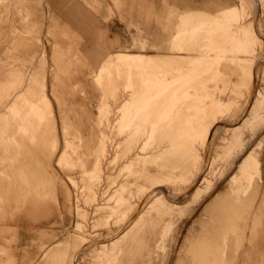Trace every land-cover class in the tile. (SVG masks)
I'll return each mask as SVG.
<instances>
[{
  "label": "rangeland",
  "instance_id": "obj_1",
  "mask_svg": "<svg viewBox=\"0 0 264 264\" xmlns=\"http://www.w3.org/2000/svg\"><path fill=\"white\" fill-rule=\"evenodd\" d=\"M139 1L128 3L139 10V14L130 15L113 0H101L112 9L105 19L95 14L85 0H38L36 14L40 24L35 31L13 34V28L23 29L21 17L15 12L7 14L10 20L3 23L1 78H6L7 70H13L23 81L31 75H43L56 129L51 130L50 124L41 127L49 118L40 113L34 116L37 105L28 104L33 117L27 115L24 119L27 124L40 125V141L37 142V133L32 145L24 146L21 141L19 146L0 143V152L7 149L16 153L11 168H23L26 173L30 170L29 179H36L46 169L61 180L60 187L65 191L60 192L70 202L71 210L62 209L43 219L16 212V199L24 192L22 176L9 170L8 161H0V245L16 247L17 240L26 238L30 249L35 247L37 251L25 252V257H35L31 264H56L54 259L42 257V253L70 235L81 246L86 240L101 243V239L115 234L123 225L116 217L126 207L117 201L133 198L131 201L136 202L145 189L158 185L163 187L162 195L169 202L178 199L177 206H171L162 196L153 198L122 239L110 249L91 246L86 253L83 249L77 264H247L253 248L259 247L256 238L261 230L264 248V67L258 72V95L251 99L241 122H236L246 100L251 68L256 64L264 66V46L256 44L253 36V23L259 19L264 32V0H256L257 5H251L250 0H231L226 9L233 8L227 12L178 13L169 25V43L160 49L149 48L153 34L145 28L163 25L161 0ZM3 9L0 5V17L5 16ZM183 19L189 24L177 33ZM52 20L68 27L74 44L58 29L51 28ZM135 40L143 41L145 50L135 45ZM59 47L68 56L80 57L72 61L75 70L69 80L76 86L67 97L77 110L85 109L90 115V142L85 147L74 137L76 132L64 126L62 117L61 129L58 105L50 93L54 76L63 83L68 81L66 75L56 74L53 53ZM122 51L163 57L154 58L158 65L154 69L132 72L130 92L124 90L128 79L124 69L119 74L113 70L114 87L104 83L96 88L93 77L98 68L91 76L90 68L102 63L106 54ZM42 86L44 91L45 85ZM102 95L111 97V115L108 122L97 126ZM129 95L135 106H143L149 100V110L120 135L111 124L117 108ZM10 99H0V112L4 110L1 103L7 104ZM45 103L48 104L44 96L37 102L42 107ZM135 116L132 109L127 118H120V124ZM225 125L236 129L224 132ZM214 127L211 166L197 189L182 199L198 169L204 136ZM101 131L108 137L107 154L97 175L90 178L84 171H90L95 164ZM6 133L12 134L13 129L9 127ZM54 134L58 143H54ZM52 138L54 144L50 146ZM145 141L148 144L141 150ZM65 146L71 147L66 159L71 167L62 171L57 160ZM49 152L51 161L47 166ZM46 203H52L49 193ZM43 231L54 238L38 251V235ZM21 261L15 257L14 264Z\"/></svg>",
  "mask_w": 264,
  "mask_h": 264
},
{
  "label": "crops",
  "instance_id": "obj_2",
  "mask_svg": "<svg viewBox=\"0 0 264 264\" xmlns=\"http://www.w3.org/2000/svg\"><path fill=\"white\" fill-rule=\"evenodd\" d=\"M113 2L117 7L123 8L121 9V11L123 10L125 13H128L130 15L139 14V10H136L133 5H130V7L127 6L128 3L138 4L140 2L139 0H113ZM85 3L91 10H93V12H95V14L103 15V18L105 19H107L110 13H112V9L104 6L101 0H85ZM230 3L231 0H161V13L164 20L163 25H157L155 28H151L150 26L145 28L153 34V41L149 42V48L160 49L164 45H167L169 43V25L176 14L197 11L215 13L219 10L228 8L230 6ZM37 4L38 0H0V5L4 7L3 12L5 13V16L0 17V35L2 34L1 31L3 23L9 22L10 20L7 14H10L11 12L19 14L23 24V29L21 31L17 28H13V34H15V32H18L20 34H28L32 31H35L40 24V20L36 14ZM232 8L233 7L223 11L227 12ZM104 12L105 14H103ZM51 23L52 29H58L63 37L69 40L71 44H74V40H72V34L67 26H60V24L55 20H52ZM160 31L161 35L159 34ZM134 42L135 45L140 46L141 50H145V43L143 41L135 40ZM172 42L169 45H172ZM16 43L17 42H15V44ZM117 53L144 54L141 52L122 51L108 53L106 55H114ZM67 56L68 55L62 52V49L60 47L57 48L53 53V59L56 63L55 67L56 70H58L56 71V74L58 75L61 73L66 75L68 81L67 83H63L61 80H59V77L54 76V82L51 85L50 93L56 100L58 105L61 129L63 130V125L61 124L62 117V120H64L65 122L64 126L67 129H72L74 132H76L77 136L80 138L82 147H84L86 145H89L90 142V115L85 112V109L77 110L74 107L75 103L70 102L67 97V95H71L73 93V89L76 86L75 82H71L69 80L74 75L73 70H75V64L72 61L74 59H80V57L75 54H71L68 57ZM8 59H14V57ZM64 60H66L67 62L65 63ZM101 64L102 63L99 62L96 67L92 68L87 66V68H90L89 75L91 76L92 72H94L95 69H99ZM6 73L7 76L5 79H3L1 78L2 71H0V99L5 98V100H9V97L11 95L13 96L7 104L5 102V105L4 103H1L4 107V110L0 112V143L19 146V141H21L24 143V146L32 145L31 140L36 137L37 133L39 135L37 136V142L40 141L41 134L39 133H41V127H47L49 124L51 126V130H54L55 132L56 122L52 117L51 102L47 95L44 76L42 75L41 78H37L36 76L31 75L26 81H23L18 75L13 72V70H7ZM33 80L35 81L34 83ZM41 85H45V89L43 92L40 91ZM43 96L44 101L48 103H45L44 107L37 104L39 100H43ZM28 104L37 105L34 116L38 115L36 113H40L45 118H49V121L47 120L48 123H46L44 126H41L40 129V125L33 126L27 124L24 119V117H26L27 115H29V117L31 118L33 117V114L30 113V110L28 109ZM15 116H19L21 117V119L18 120L15 118ZM9 127L13 129L12 134L6 133V130ZM62 130H60V133H62L63 135ZM24 132H27L28 134L26 135L24 134ZM53 138L54 140H57V142L54 143H58L57 134H54ZM53 138L51 140L50 146L51 144H54ZM62 140H64L63 137ZM62 143H64V141ZM26 158L28 164L30 162V157L27 156ZM46 158L47 160L45 165L49 166L51 161L50 152L48 153V157ZM15 159L16 153L12 154L7 149L0 152V161H8L9 170H12V172L17 171L22 176V191L24 192L22 193L20 199H16V203L19 205L16 207V212H19V214L22 213L24 216L43 219L52 215L54 212H60L62 209H65L69 212L71 211L70 209H68V207H70V202L68 203L67 199L64 196V193L60 192L65 191L64 188L60 187V185H63L60 182L61 180L53 177L51 172L46 169L42 170V172H40V176H38L36 179H29L27 175L30 170H27L26 173L22 170L23 168H11L14 164ZM0 173H2L1 169ZM9 186V188L12 189L13 185L11 184ZM48 193L51 195V205H48L46 203V196ZM60 198L62 202L60 201ZM2 203L3 198L0 197V207ZM262 233L263 230H261L260 235L256 238V240H258L257 245L259 244V247H256V249L253 248L249 255L247 264H264V248L261 247L262 240H260ZM53 238V234H49L44 231L40 232L38 235V240H40L41 242H39L40 244L37 243V245H39L38 251L42 249L44 250V248H46V243L52 242ZM17 241L18 243L16 247L0 245V264H14L15 257H17L18 261L22 260L20 264H31V262L36 261L35 257L33 256H24L27 249L28 253L37 252L35 247L30 249V247L32 246L30 245L31 243H27V241L29 240L23 238ZM84 250L86 253L87 249ZM79 252H81V244H79L78 240H73L72 236L70 235L66 239L58 241L47 247L43 251L42 257L52 258L56 261V264H77V262L79 261ZM85 253L82 254V257H80L82 261H84L83 256L85 255Z\"/></svg>",
  "mask_w": 264,
  "mask_h": 264
},
{
  "label": "bare ground",
  "instance_id": "obj_3",
  "mask_svg": "<svg viewBox=\"0 0 264 264\" xmlns=\"http://www.w3.org/2000/svg\"><path fill=\"white\" fill-rule=\"evenodd\" d=\"M250 4L251 5H257V2H256V0H250ZM259 20L256 21V22L253 21L254 22L253 23V27H254L253 36L255 38V43L256 44L264 46V32H263V29H262V26H261V22ZM188 24L189 23L187 22L186 19L181 20L179 22V26H177V28L179 27L177 33H180L181 29H183ZM160 57H163V56H150V55H144V54H129V53H117V54H114V55H105V57L103 58V62L101 64V66L99 67V69L97 70V73L95 74V77L93 79L94 84H95L96 88H98V89L101 88L104 83L107 84V85H111L113 83V80H114L113 79L114 78L113 70H115L116 73H118L121 69H124V70H126V72H128V79L126 80V84L124 85V90H127V92H130L131 88H132V84H131L132 72L133 71L140 72V71H143L144 69H154V68L158 67L157 63L154 61V58H160ZM261 64H264V61H262ZM256 65H254L251 68V73L249 75V82L246 85L247 86V89H246L247 92H246V97H245L246 100H245L244 105L242 106L243 108H242V110H241V112L239 114V117L236 119V122L237 121L241 122L243 115L248 110V107L250 105L251 99L255 98L258 95V87L256 86V84L258 82V79H259L258 72L264 66L262 65V66H257L256 67ZM112 86L114 87L115 85L112 84ZM43 87L44 86L41 85V87H40V91L41 92H43ZM113 89L114 88H112L110 90H113ZM112 92L113 91H111V94H112ZM111 94H108V95H111ZM113 97H114V95H113ZM109 100H111V97L107 98L106 95L105 96L102 95V97L100 98V106L98 108V115H97V121H96L97 122V124H96L97 126L102 125L104 123V121H105V123L109 121V117L111 115V106H110V101ZM132 109H135L136 116L134 118H132L131 121L128 122V123L123 124V125L120 124V122H121L120 118H122V120L127 118L129 116V112H131ZM148 110H149V100L146 101L143 106H135L134 103L132 102L131 98H130V95H129V98L123 100L121 105L117 108V111H116L117 116H116V119H114V121L111 124V126L114 127V128L117 127L118 128V133L120 135H122L129 127H131L133 125V122L135 121V119L140 118L143 113L148 114ZM233 123L235 124V121H233ZM236 126H238V124ZM214 129H216V128L214 127L211 130H208L207 133L204 136L202 153L199 156L198 169L195 172V174L192 176V178L189 180L188 187H187V189H185V192L183 191L184 193L183 192H182L183 194L181 193L182 194L181 195L182 199L187 198L191 191H195L197 189L199 184L204 180L205 174L207 173V171L209 170V168L211 166V158H212L211 154H212L213 146H215L214 145V133H216V132H215ZM235 129L236 128L232 127V125L223 126V131L224 132H233ZM66 132H67V130L64 133H66ZM103 132L104 131L100 132V136H99V139H98V142H97V151H96L95 164H94V166L92 167V169L90 171H84L85 175L89 176L90 178H94L97 175V171H98V168H99V166L101 164V161L107 154V148H108V145H107L108 141L107 140H108V137L106 136V133H103ZM74 137L77 138L78 141L80 142V138L77 135H74ZM147 144H148L147 141H145V144L143 146H141L140 149L143 150L144 147ZM68 146H65L64 151H62L61 156L57 160L58 166L62 169V171H65V170H67L68 168L71 167L70 164L66 160L67 157H68V151L71 149V147H68ZM80 168H82V166H80ZM162 188L163 187L161 185H158V186H156V187H154V188H152L150 190L145 189L144 192L140 195V197L137 199L136 202H132L131 201L133 198H131L129 200L120 199L119 201H117V203L119 202L120 204H122V206L126 207L125 211L120 213V215L116 217L117 219L119 217V220L123 221V225H122L121 229L119 231H117L115 234L111 235L110 237H108V235H107L108 238L101 239L103 241L100 240L101 243H99V244H96V243L94 244V243H92V241L86 240L85 243L81 246V251H82V249H87V248H89L91 246H101V247H106L107 249H110L111 246H113L117 241L122 239L128 233V231L131 228V226L133 225V223H135L137 221V219L140 217V215L143 212V210H145V208L147 207L148 203L153 198L159 197V196L163 197ZM174 197H176V196H174ZM163 198L171 206H177L176 205V202L178 200L177 197H176L177 200L175 202H174V200H173V202H169L168 199H166V197H163ZM220 212H222V211H220ZM218 213H219V211H218ZM222 214L223 213H221V215ZM217 218H216V220H217ZM220 218H222V217H219L218 220H220ZM256 219L258 220V218H256ZM257 222L260 224L259 220ZM259 226H261V225H259ZM255 235L257 236L256 232H255ZM203 262H201V263H203ZM208 264H209V262H208Z\"/></svg>",
  "mask_w": 264,
  "mask_h": 264
}]
</instances>
